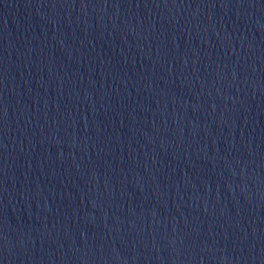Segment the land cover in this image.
<instances>
[{
    "label": "water",
    "instance_id": "obj_1",
    "mask_svg": "<svg viewBox=\"0 0 264 264\" xmlns=\"http://www.w3.org/2000/svg\"><path fill=\"white\" fill-rule=\"evenodd\" d=\"M0 264H264V0H0Z\"/></svg>",
    "mask_w": 264,
    "mask_h": 264
}]
</instances>
